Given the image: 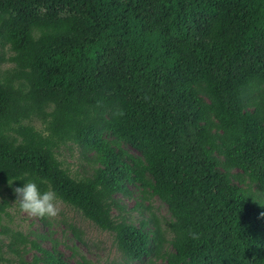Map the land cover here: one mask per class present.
Returning a JSON list of instances; mask_svg holds the SVG:
<instances>
[{"label": "trees", "instance_id": "obj_1", "mask_svg": "<svg viewBox=\"0 0 264 264\" xmlns=\"http://www.w3.org/2000/svg\"><path fill=\"white\" fill-rule=\"evenodd\" d=\"M21 178L128 264H264V0H0V264H73L4 223Z\"/></svg>", "mask_w": 264, "mask_h": 264}, {"label": "rangeland", "instance_id": "obj_2", "mask_svg": "<svg viewBox=\"0 0 264 264\" xmlns=\"http://www.w3.org/2000/svg\"><path fill=\"white\" fill-rule=\"evenodd\" d=\"M131 151L136 153L134 150ZM63 154L61 158L64 160V165L69 167L72 173L83 175V168L86 167L79 158L78 148H74L73 156H70L68 150L63 151ZM9 195H12V192L5 194L10 203L6 209L9 215L4 216V223L13 230L23 232L29 239L36 240L43 248L51 249L54 245H57V249L62 252L64 258L73 264H77L76 260L79 254L91 260L92 264H128L118 250L112 233L101 230L79 211L60 199L57 198L56 201L59 209L57 215L43 218L22 211L19 208L16 195L14 194L13 198H10ZM117 196L124 204L125 215L133 219L136 224L139 219L145 218L148 220L149 225L158 222L166 228L170 215L166 204L158 197L155 196L151 200L143 202L144 207H150L149 209H142L136 206V203L140 201L136 194L131 198ZM116 212V210H113V213ZM150 219H152L151 222ZM77 235L80 236V239L77 238ZM8 242V236L0 233V253L13 259L14 254L9 251ZM31 256L32 252L25 255L26 258H31ZM129 264H137V262Z\"/></svg>", "mask_w": 264, "mask_h": 264}, {"label": "clouds", "instance_id": "obj_3", "mask_svg": "<svg viewBox=\"0 0 264 264\" xmlns=\"http://www.w3.org/2000/svg\"><path fill=\"white\" fill-rule=\"evenodd\" d=\"M14 192L19 208L29 215L55 217L59 211L56 192L52 189L41 191L33 180L23 179V184L15 187Z\"/></svg>", "mask_w": 264, "mask_h": 264}]
</instances>
